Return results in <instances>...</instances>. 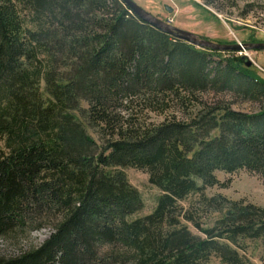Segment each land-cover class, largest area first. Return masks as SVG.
I'll list each match as a JSON object with an SVG mask.
<instances>
[{
    "label": "trees",
    "instance_id": "16d2710c",
    "mask_svg": "<svg viewBox=\"0 0 264 264\" xmlns=\"http://www.w3.org/2000/svg\"><path fill=\"white\" fill-rule=\"evenodd\" d=\"M24 24L35 29L27 35L40 45L54 101L41 93ZM215 55L144 23L121 0H0V235L25 226L35 209L59 222L43 246L0 264H251L229 243L264 247V208L206 191L229 187L217 172L244 171L264 184V80L234 53L215 67ZM208 91L260 111L201 104ZM131 97L123 113L96 110L106 136L99 162L114 151L148 174L163 192L148 216L138 191L99 177L96 143L74 115L83 100L118 107ZM195 103L186 122L142 121L145 111ZM194 198L186 217L205 238L180 219L178 201Z\"/></svg>",
    "mask_w": 264,
    "mask_h": 264
},
{
    "label": "rangeland",
    "instance_id": "374dc122",
    "mask_svg": "<svg viewBox=\"0 0 264 264\" xmlns=\"http://www.w3.org/2000/svg\"><path fill=\"white\" fill-rule=\"evenodd\" d=\"M132 1L159 20L167 24L170 22L176 28L193 33L214 43L224 45L264 44V0ZM166 7H170L173 12L169 13ZM23 28L28 38L27 40L42 66L40 80L41 93L44 100L54 101V98L49 94L47 89V66L41 53L40 45L32 42L27 35L29 30L34 31L35 29L30 24H24ZM230 54L216 53L213 57L214 66L222 60L226 61L232 58ZM233 56L244 61L241 66L242 68L250 70L264 80V52L249 51L242 54L235 53ZM197 98L201 104L209 106L229 103L234 111L250 115H255L260 111L259 105L243 102L230 93L208 91L198 95ZM133 101H135L134 97L128 98L127 100L123 99L119 103L121 106L115 107L107 102H102L98 105L99 102L97 101L90 105L89 102L83 100L79 103V111L74 112V115L86 124L88 133L96 143L93 159L99 165V177L113 179L117 183L122 184L123 187L138 191L144 202L145 210L143 216H148L154 211L156 199L163 193L158 188L150 185L148 174L127 165L123 159H119L120 156L118 157L114 151L105 153L104 163L101 164L99 162V158L102 155V146L106 144V136L103 133L105 126L97 118L96 110L100 111L105 106L108 109L109 116L114 115V113H123L125 108ZM94 104L98 105V109H94ZM192 106H194V109L185 111L182 107L172 105L170 112L165 115H157L145 111L142 121L148 124L153 123L158 125L166 119L176 118L178 121L186 122L189 119V114L192 111L196 112V109L198 110L200 108L197 103ZM216 176L221 183H227L229 181V187L227 189H221L219 187L208 189L206 191L208 197L222 195L233 201L244 200L249 204L264 208V184L260 177L244 171L236 174L217 172ZM196 201L197 199L195 198L189 202L178 201L181 207L180 219L193 235L205 238L202 229L186 217L190 204ZM25 217V226L0 235V258H14L23 253L38 249L55 235V226L59 222L56 221L54 212H50L49 209L39 212L35 209ZM218 218V215L210 216V218L204 219L203 222L207 226H212L213 222ZM229 244L242 257L248 259L251 264H264L262 261L264 247L260 242L247 241L245 243L246 247ZM213 263L215 264L217 261L213 260Z\"/></svg>",
    "mask_w": 264,
    "mask_h": 264
},
{
    "label": "water",
    "instance_id": "95a60500",
    "mask_svg": "<svg viewBox=\"0 0 264 264\" xmlns=\"http://www.w3.org/2000/svg\"><path fill=\"white\" fill-rule=\"evenodd\" d=\"M123 4L130 10V12L136 16L138 19L144 23L152 26L153 28L173 37L178 40L184 41L185 43L194 46L201 50H206L215 53H236L242 54L249 51L254 52H264V44H235V45H224L214 43L208 40H205L193 33L181 30L174 26L168 25L167 23L159 20L154 17L149 12L145 11L143 8L138 6L132 0H121ZM166 10L169 13H172L173 10L170 7H166Z\"/></svg>",
    "mask_w": 264,
    "mask_h": 264
},
{
    "label": "built area",
    "instance_id": "2783aa9c",
    "mask_svg": "<svg viewBox=\"0 0 264 264\" xmlns=\"http://www.w3.org/2000/svg\"><path fill=\"white\" fill-rule=\"evenodd\" d=\"M168 25H171L170 22L168 23ZM172 26V25H171Z\"/></svg>",
    "mask_w": 264,
    "mask_h": 264
}]
</instances>
